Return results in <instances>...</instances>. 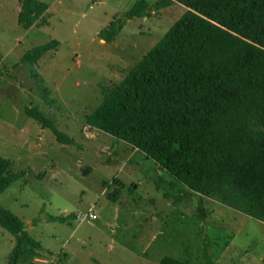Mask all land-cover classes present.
Segmentation results:
<instances>
[{"label":"rangeland","instance_id":"1","mask_svg":"<svg viewBox=\"0 0 264 264\" xmlns=\"http://www.w3.org/2000/svg\"><path fill=\"white\" fill-rule=\"evenodd\" d=\"M39 1L47 5L44 23L24 30L17 24L19 0H0V156L23 173L0 192V206L40 246H24L19 264L50 256L52 264H160L164 257L189 264H264V223L187 189L142 152L85 124L105 91L185 7L142 0L146 15L126 21L105 43L101 30L135 0ZM52 40L56 49L32 63L23 60ZM29 108L70 142L59 144L26 116ZM115 189L112 202L106 194ZM88 211L97 219L79 223L77 216ZM68 215L74 218L55 219ZM14 242L0 227V264Z\"/></svg>","mask_w":264,"mask_h":264},{"label":"trees","instance_id":"2","mask_svg":"<svg viewBox=\"0 0 264 264\" xmlns=\"http://www.w3.org/2000/svg\"><path fill=\"white\" fill-rule=\"evenodd\" d=\"M173 1L186 11L105 91L85 124L142 152L187 189L264 223V0ZM146 8L135 0L101 30L100 40L113 42L125 22L144 17ZM46 11L44 2L19 0L17 24L38 27ZM56 47L52 40L23 60L35 62ZM25 114L59 144L70 142L36 108ZM22 177L0 156V192ZM118 193L106 197L115 202ZM0 227L15 241L6 264H19L24 246L40 249L23 222L1 206ZM203 259L210 263L205 252ZM160 264L189 262L164 257Z\"/></svg>","mask_w":264,"mask_h":264},{"label":"built area","instance_id":"3","mask_svg":"<svg viewBox=\"0 0 264 264\" xmlns=\"http://www.w3.org/2000/svg\"><path fill=\"white\" fill-rule=\"evenodd\" d=\"M96 219H97V216L92 211H88L84 215L77 216V221L79 223L91 222V221L96 220ZM53 258H54L53 256H50V257H36V258H34L32 260L31 264H52Z\"/></svg>","mask_w":264,"mask_h":264},{"label":"crops","instance_id":"4","mask_svg":"<svg viewBox=\"0 0 264 264\" xmlns=\"http://www.w3.org/2000/svg\"><path fill=\"white\" fill-rule=\"evenodd\" d=\"M148 240H149V239H148ZM146 244H147V245L149 244V243H148V241H147V243H146ZM145 249H146V248H145Z\"/></svg>","mask_w":264,"mask_h":264},{"label":"water","instance_id":"5","mask_svg":"<svg viewBox=\"0 0 264 264\" xmlns=\"http://www.w3.org/2000/svg\"><path fill=\"white\" fill-rule=\"evenodd\" d=\"M147 11V10H146Z\"/></svg>","mask_w":264,"mask_h":264}]
</instances>
